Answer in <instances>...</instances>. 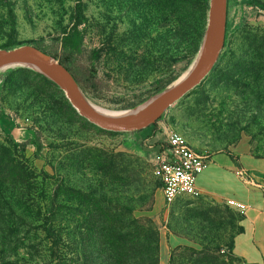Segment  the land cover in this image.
Here are the masks:
<instances>
[{"label":"rangeland","instance_id":"1","mask_svg":"<svg viewBox=\"0 0 264 264\" xmlns=\"http://www.w3.org/2000/svg\"><path fill=\"white\" fill-rule=\"evenodd\" d=\"M209 8L210 0H0V49L71 50L97 78L87 98L121 112L189 70ZM159 124L211 147L243 138L264 155V0H228L213 71L140 131L96 126L33 68L1 71L0 264H247L233 251L240 211L202 195L165 203L147 139Z\"/></svg>","mask_w":264,"mask_h":264},{"label":"water","instance_id":"2","mask_svg":"<svg viewBox=\"0 0 264 264\" xmlns=\"http://www.w3.org/2000/svg\"><path fill=\"white\" fill-rule=\"evenodd\" d=\"M228 22V0H210L208 25L200 53L199 66L177 83L159 91L136 113L113 116L94 109L73 74L55 57L33 45L0 49V72L15 66H26L44 74L66 94L81 116L96 126L115 132L140 131L154 125L166 111L198 87L213 71L224 50ZM199 53V54H200ZM38 68V69H37Z\"/></svg>","mask_w":264,"mask_h":264},{"label":"crops","instance_id":"3","mask_svg":"<svg viewBox=\"0 0 264 264\" xmlns=\"http://www.w3.org/2000/svg\"><path fill=\"white\" fill-rule=\"evenodd\" d=\"M159 125L158 131L148 132L152 144L165 137V128ZM185 138L193 148L210 155L207 168L197 177L199 195L213 197L241 213L239 232L233 238L234 253L247 264H264V155L243 138L224 148Z\"/></svg>","mask_w":264,"mask_h":264},{"label":"built area","instance_id":"4","mask_svg":"<svg viewBox=\"0 0 264 264\" xmlns=\"http://www.w3.org/2000/svg\"><path fill=\"white\" fill-rule=\"evenodd\" d=\"M164 139L155 145L158 149V174L167 204L181 196H197V177L207 168L208 152L193 148L176 129H164ZM244 208V205H238Z\"/></svg>","mask_w":264,"mask_h":264},{"label":"trees","instance_id":"5","mask_svg":"<svg viewBox=\"0 0 264 264\" xmlns=\"http://www.w3.org/2000/svg\"><path fill=\"white\" fill-rule=\"evenodd\" d=\"M40 48V47H38ZM44 52L51 54L53 57L58 58L59 61L73 74L74 78L78 82L79 86L82 88L84 92L95 91L97 86L94 84L97 81L96 76L94 75L93 70L87 68L82 63H80L76 57L74 52L71 50H62L57 53L49 52L48 50L42 49ZM167 83L157 84L155 86V92H159L164 89ZM140 96L135 95L133 98L138 99ZM123 101L127 102L128 99H123ZM136 103H133L131 106H135ZM155 132L158 131L157 126L154 128ZM42 149V145H38V150Z\"/></svg>","mask_w":264,"mask_h":264},{"label":"bare ground","instance_id":"6","mask_svg":"<svg viewBox=\"0 0 264 264\" xmlns=\"http://www.w3.org/2000/svg\"><path fill=\"white\" fill-rule=\"evenodd\" d=\"M202 60V52L198 55V57L196 58V60L193 62L192 66L189 68V70L181 77L179 78L177 81H175L174 83H172V85H176L177 83H179L180 81H182L183 79H185L189 74L190 72H192L193 70H195L200 62ZM38 69V68H37ZM85 98L86 100L88 101V103L94 108L96 109L97 111L101 112V113H104V114H107V115H113V116H127V115H131L132 113H136L138 112L139 110H141L143 107H145L146 105L145 104H142L140 106H138L136 109H130V110H126V111H121V112H114V113H109V112H105V111H102L100 110L99 108H97L88 98L87 96L85 95Z\"/></svg>","mask_w":264,"mask_h":264}]
</instances>
